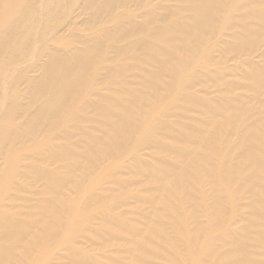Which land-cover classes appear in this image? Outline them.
Masks as SVG:
<instances>
[{"label": "bare ground", "instance_id": "6f19581e", "mask_svg": "<svg viewBox=\"0 0 264 264\" xmlns=\"http://www.w3.org/2000/svg\"><path fill=\"white\" fill-rule=\"evenodd\" d=\"M0 264H264V0H0Z\"/></svg>", "mask_w": 264, "mask_h": 264}]
</instances>
